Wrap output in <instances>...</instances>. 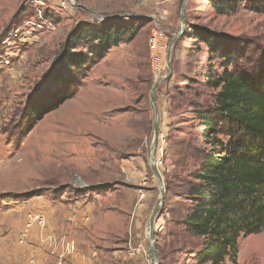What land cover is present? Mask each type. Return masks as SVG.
Listing matches in <instances>:
<instances>
[{"label": "rangeland", "instance_id": "374dc122", "mask_svg": "<svg viewBox=\"0 0 264 264\" xmlns=\"http://www.w3.org/2000/svg\"><path fill=\"white\" fill-rule=\"evenodd\" d=\"M182 2L0 0V264H56L60 254L77 253L79 264H151L147 228L159 190L149 166L150 96L167 74ZM105 18H121L134 36L112 48L71 99L22 135L67 34ZM194 29L239 50L229 69L248 71L264 53V13L240 7L219 15L210 0H187L170 75L152 94L155 162L164 189L153 228L156 264H196L201 242L173 220L186 214L191 172L209 149L195 112L213 105L217 90L209 82L224 64L191 38ZM67 244L74 252L66 253ZM236 264H264V232L239 240Z\"/></svg>", "mask_w": 264, "mask_h": 264}, {"label": "trees", "instance_id": "16d2710c", "mask_svg": "<svg viewBox=\"0 0 264 264\" xmlns=\"http://www.w3.org/2000/svg\"><path fill=\"white\" fill-rule=\"evenodd\" d=\"M240 7L264 13V0H210L219 15ZM134 33L121 18L75 26L61 44L45 78L50 84L38 99L40 105H31L21 134L71 99L91 68ZM191 38L224 66L209 82L217 90L213 105L195 112L209 149L191 172L185 191L188 210L173 224L201 239L193 253L196 264H236L239 240L264 232V53L248 71L229 69L240 55L236 47L205 30L194 29Z\"/></svg>", "mask_w": 264, "mask_h": 264}, {"label": "water", "instance_id": "95a60500", "mask_svg": "<svg viewBox=\"0 0 264 264\" xmlns=\"http://www.w3.org/2000/svg\"><path fill=\"white\" fill-rule=\"evenodd\" d=\"M186 2L187 0H183L182 5H181V12H180V24H181V29L177 32V34L174 36V38H172V40L170 41L168 48H167V53H166V60H167V74L166 76L160 78L156 84L154 85L152 91H151V96H150V100L153 106V112H154V121H153V143H152V149H151V153H150V157H149V166L150 169L152 170L154 176L156 177V180L158 182V190H159V199H158V203L155 206V208L153 209L150 218H149V224H148V238H149V242H150V248H149V259H150V263L151 264H156V254H155V250H154V242H153V228H154V220L156 217L157 212L159 211V209L162 206L163 200H164V189H163V183H162V177L160 175V172L156 166V162H155V158H156V152H157V145H158V116H157V108L155 105V102L152 98V94L154 92V90L156 89V87L158 86V84L162 83L165 79L168 78V76L170 75V52H171V48L172 45L174 44L175 40L180 37L183 33L184 30V9L186 7ZM104 20V18H102ZM114 19V18H113ZM112 18H105V20L109 21V20H113Z\"/></svg>", "mask_w": 264, "mask_h": 264}, {"label": "built area", "instance_id": "2783aa9c", "mask_svg": "<svg viewBox=\"0 0 264 264\" xmlns=\"http://www.w3.org/2000/svg\"><path fill=\"white\" fill-rule=\"evenodd\" d=\"M156 44H157L156 37H155V35H152V37L149 40V46H150V48H151L152 51L153 50H156V47H157ZM72 252H74V246H73V244H67L66 245V253H72Z\"/></svg>", "mask_w": 264, "mask_h": 264}, {"label": "crops", "instance_id": "0c3cea01", "mask_svg": "<svg viewBox=\"0 0 264 264\" xmlns=\"http://www.w3.org/2000/svg\"><path fill=\"white\" fill-rule=\"evenodd\" d=\"M77 255H78V253L77 254H73V255H70V256H67V257H65V258H61V254L58 256V257H56V259H55V261H56V264H62L63 262V260H65L66 258H73L72 260V264H79V258L77 257ZM77 257V258H76ZM75 260V261H74ZM82 264H89V263H82Z\"/></svg>", "mask_w": 264, "mask_h": 264}, {"label": "bare ground", "instance_id": "6f19581e", "mask_svg": "<svg viewBox=\"0 0 264 264\" xmlns=\"http://www.w3.org/2000/svg\"><path fill=\"white\" fill-rule=\"evenodd\" d=\"M72 1V0H71ZM38 220V219H37ZM45 221V220H44ZM36 222V221H35ZM32 224V223H31ZM41 224V223H40ZM43 225V224H42ZM147 233H148V231H147Z\"/></svg>", "mask_w": 264, "mask_h": 264}]
</instances>
